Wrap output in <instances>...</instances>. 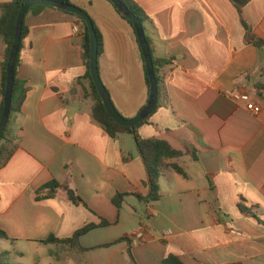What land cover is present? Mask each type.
I'll return each instance as SVG.
<instances>
[{
    "label": "crops",
    "instance_id": "1",
    "mask_svg": "<svg viewBox=\"0 0 264 264\" xmlns=\"http://www.w3.org/2000/svg\"><path fill=\"white\" fill-rule=\"evenodd\" d=\"M67 1L101 36L98 72L113 107L134 118L148 98L135 32L106 0ZM131 1L146 16L151 58L169 61L160 71L159 107L137 129L140 139L179 154L160 163L159 200L135 197L148 188L133 137L112 139L92 118L81 23L53 8L28 13L15 71L27 89L17 147L0 168V253L8 264H132L128 251L135 264L170 255L182 264H264V90L257 89L264 46L245 43L244 28L264 41V0ZM3 55L0 37V63ZM233 94L246 95L259 114ZM50 182L82 203L61 190L38 199ZM117 195H125L118 209ZM125 223L131 228L122 231ZM88 226L73 245L46 242Z\"/></svg>",
    "mask_w": 264,
    "mask_h": 264
},
{
    "label": "trees",
    "instance_id": "2",
    "mask_svg": "<svg viewBox=\"0 0 264 264\" xmlns=\"http://www.w3.org/2000/svg\"><path fill=\"white\" fill-rule=\"evenodd\" d=\"M29 0H10L8 2L0 3V37L2 38L3 42V48H4V55L3 59L1 60L0 67H1V77H0V118L2 114L3 109V97H4V91H5V81H6V62L8 58V54L10 52L12 42H13V36H14V28H15V22L16 17L18 15V12L21 8V6L26 3ZM51 1H57L61 3H67L69 2L67 0H51ZM109 2V0H106ZM124 4V6L129 10V12L136 17L141 24L146 20V16L144 13L131 1V0H119ZM110 3V2H109ZM111 4V3H110ZM115 12L118 14V16L124 20L133 30L132 24L129 20H127L122 14L111 4ZM48 7L44 6H33L30 7L26 13L25 16L28 13H31L33 15L39 14L41 11L47 9ZM66 14H69L67 12H64ZM73 17H75L82 25L83 29V46H82V53L81 57L84 62L85 66V77L90 79V74L88 70V60H89V37L86 30L85 23L77 16L69 14ZM24 16V18H25ZM94 32L97 37L98 42V57L102 54V42H101V36L97 29L94 27ZM245 28V43L252 44L255 47H262L264 46V41H261L252 34L249 27L244 25ZM27 36V28L24 25V19H23V25L21 28V35H20V43L19 48L14 60V80H13V87H12V96H11V103H10V111L8 116L7 125L4 129V131L0 134V168L3 167L7 161L10 159L12 154L14 153L16 147H17V137L15 135L16 130V119L18 115L20 114L21 106L23 104V101L25 99L26 95V87L24 86V83L17 80L15 78V71L20 65V52L23 48V41ZM147 44L150 49V42L146 39ZM151 51V50H150ZM142 59V55H141ZM143 60V59H142ZM144 63V62H143ZM169 63V61L165 60H155L152 59V65H153V72L154 77L157 83V99L155 107L152 111V113L159 107V102L161 99L162 93V76L160 74L161 69L166 66ZM143 74H144V82L147 88V93L149 94V81L147 78V74L145 71V67L143 64ZM91 90L95 99V104L92 107L91 115L94 120V122L103 129V131L112 139L117 138L119 134L127 133L130 134L133 137L135 149L140 157L143 166L145 168L146 172V186L148 188V193L144 198H141L139 196H135L140 201H143L146 204L154 203L159 200V186H158V179H159V166L160 163L163 160L166 159H173L179 156V154L175 151H173L166 143L160 142L157 140H142L139 138L137 134V129L140 125L144 124L147 121V118L139 123L137 126H135L132 129L129 128H123L118 126L109 118V116L106 114L101 101L98 97V94L95 90V87L90 81ZM258 91L264 90V85L257 86ZM172 169H174L176 172L180 173V170L177 168V166L172 165ZM61 190L66 193L67 200L71 202L74 205L81 204V200L79 197L75 195V193L68 188L66 185L58 184L56 182H50L44 186H42L37 191V198H52L55 196L56 191ZM125 197V195H117L113 198V205L118 209L120 207V204L122 202V199ZM239 209L242 212H246V210L239 205ZM92 229V226H88L84 228L81 231H78L73 238L69 240H56L54 238L48 239L47 243H63L67 245H73L76 243L77 238L83 234H85L87 231ZM6 239L5 233L0 231V241ZM126 239L121 238L118 239L112 243L103 245L102 247H110L115 244H118L119 242L125 241ZM129 255V258L132 261V264H135L130 256V251L127 252ZM0 264H8V253L3 252L0 253ZM160 264H182V262L176 258L175 256H168L166 257Z\"/></svg>",
    "mask_w": 264,
    "mask_h": 264
},
{
    "label": "water",
    "instance_id": "3",
    "mask_svg": "<svg viewBox=\"0 0 264 264\" xmlns=\"http://www.w3.org/2000/svg\"><path fill=\"white\" fill-rule=\"evenodd\" d=\"M109 2L122 14V16H124L127 20L131 22L132 27L134 28L137 42L141 50L145 71L149 81V94L143 109L134 118L124 119L117 113V111L113 107L109 94L105 89V87L103 86L99 77L98 61H97L98 59L97 37L94 32L93 24L89 16L84 11L67 3H61L51 0H29L21 6L18 15L16 17L13 42L6 62V81H5V91L3 97V109L0 118V134L4 131L9 116L12 87L14 80V60L19 48L23 19L26 11L33 6H44L48 8L57 9L63 12H67L69 14L79 17L85 23L89 37L88 70L90 74V80L92 81L95 87V90L98 94V97L101 101V104L106 114L109 116L111 120H113L115 124L123 128L132 129L135 126H137L139 123L144 121L152 113L157 99V83L154 77L152 58H151L149 46L147 44L144 35L143 26L141 22L129 12V10L124 6L122 2H120L119 0H109Z\"/></svg>",
    "mask_w": 264,
    "mask_h": 264
},
{
    "label": "built area",
    "instance_id": "4",
    "mask_svg": "<svg viewBox=\"0 0 264 264\" xmlns=\"http://www.w3.org/2000/svg\"><path fill=\"white\" fill-rule=\"evenodd\" d=\"M232 98L236 101H244L245 102V108L247 111H249L250 113H252L253 115H258L260 112V108L252 103H250L248 101V97L246 95L243 94H233L231 95ZM141 234H138L137 237H140Z\"/></svg>",
    "mask_w": 264,
    "mask_h": 264
},
{
    "label": "rangeland",
    "instance_id": "5",
    "mask_svg": "<svg viewBox=\"0 0 264 264\" xmlns=\"http://www.w3.org/2000/svg\"><path fill=\"white\" fill-rule=\"evenodd\" d=\"M137 224H138V222H135V226H137ZM125 225H126V227L124 228V229H122V231H125V230H128V229H130L131 228V226L130 225H128L127 223H125ZM138 227V226H137ZM118 235V234H117Z\"/></svg>",
    "mask_w": 264,
    "mask_h": 264
}]
</instances>
